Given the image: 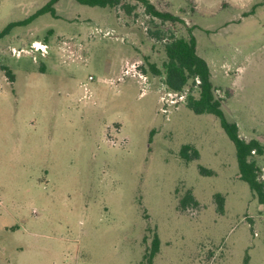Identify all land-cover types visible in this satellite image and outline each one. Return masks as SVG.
Returning <instances> with one entry per match:
<instances>
[{
    "label": "rangeland",
    "instance_id": "obj_1",
    "mask_svg": "<svg viewBox=\"0 0 264 264\" xmlns=\"http://www.w3.org/2000/svg\"><path fill=\"white\" fill-rule=\"evenodd\" d=\"M49 1L0 0V264H147L155 234L154 264H264V205L235 145L187 108L196 86L174 93L150 68L193 29L226 118L264 146V0H149L186 25L136 0H60L28 20ZM188 192L198 205L182 209Z\"/></svg>",
    "mask_w": 264,
    "mask_h": 264
},
{
    "label": "trees",
    "instance_id": "obj_2",
    "mask_svg": "<svg viewBox=\"0 0 264 264\" xmlns=\"http://www.w3.org/2000/svg\"><path fill=\"white\" fill-rule=\"evenodd\" d=\"M60 0H50L44 7L39 9L28 20H32L46 13H55V4ZM77 3L89 7L100 8H116L121 5L122 0H74ZM145 9V13L153 19L163 23H180L186 25L185 21L179 16L169 12L158 10L149 0H136ZM127 12L131 13L134 7H126ZM24 23V22H23ZM22 23H15L19 25ZM189 37H169L164 45L166 59L161 68L157 65H150L151 71L155 75L162 76L168 90L174 93H182L189 84L197 87L198 96L189 92L186 96V106L189 110L197 115L211 114L220 122L230 140L236 148V158L239 168V178L248 184L251 192L256 196L258 202L264 205V182L259 181V166L255 157L264 156V146L258 140H245L240 136L239 126L235 122H230L223 111L222 102L215 96V87L212 83L211 70L205 59L197 53V41L193 35V29H188ZM160 38L161 35L158 33ZM9 77L11 73L7 72ZM12 78V77H11ZM227 98L231 96V92L226 93ZM181 158L187 163L200 158L197 149H193L190 145H184L180 152ZM202 174L212 175L211 170L199 167ZM218 204L219 213H224L225 198L221 194L215 195ZM189 205L197 206L198 203L188 192L180 202V207L185 209ZM161 249V239L155 234L149 251L144 255L147 264H154V259ZM245 264H249V257L245 258Z\"/></svg>",
    "mask_w": 264,
    "mask_h": 264
},
{
    "label": "built area",
    "instance_id": "obj_3",
    "mask_svg": "<svg viewBox=\"0 0 264 264\" xmlns=\"http://www.w3.org/2000/svg\"><path fill=\"white\" fill-rule=\"evenodd\" d=\"M106 35H113L114 34V32H106L105 33ZM34 45H35V43L33 44V47H34ZM34 49L36 50V51H42V50H38V49H36V47H34ZM129 74V71H126L125 72V75H128ZM141 78H142V76H141ZM143 83H144V85H147V80H146V78L144 79V81H143Z\"/></svg>",
    "mask_w": 264,
    "mask_h": 264
},
{
    "label": "bare ground",
    "instance_id": "obj_4",
    "mask_svg": "<svg viewBox=\"0 0 264 264\" xmlns=\"http://www.w3.org/2000/svg\"><path fill=\"white\" fill-rule=\"evenodd\" d=\"M37 44L38 43H35L34 47H36V49H38V50H43V49H41V47H38Z\"/></svg>",
    "mask_w": 264,
    "mask_h": 264
}]
</instances>
